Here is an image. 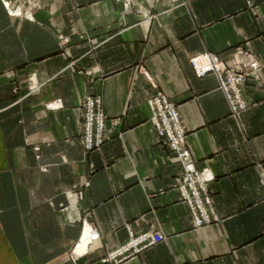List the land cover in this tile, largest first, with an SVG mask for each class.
Returning <instances> with one entry per match:
<instances>
[{
  "label": "crops",
  "instance_id": "crops-1",
  "mask_svg": "<svg viewBox=\"0 0 264 264\" xmlns=\"http://www.w3.org/2000/svg\"><path fill=\"white\" fill-rule=\"evenodd\" d=\"M19 1L0 0V264H104L127 226H161L166 239L120 264H264V69L236 116L217 77L189 61L237 64L249 51L264 67V0L256 15L245 0H134L161 13L153 21L114 0ZM158 91L178 105L197 167L216 176L222 222L194 228L178 200L180 165L149 121ZM96 92L119 123L85 157L79 104Z\"/></svg>",
  "mask_w": 264,
  "mask_h": 264
},
{
  "label": "rangeland",
  "instance_id": "rangeland-1",
  "mask_svg": "<svg viewBox=\"0 0 264 264\" xmlns=\"http://www.w3.org/2000/svg\"><path fill=\"white\" fill-rule=\"evenodd\" d=\"M114 1L121 3V5L123 7V14L124 13H136L142 17L143 21H153L161 15V13H157V12L153 11L151 6L147 7L141 3L135 4L134 0H114ZM245 3H246V8L252 14L256 15L257 9H258L257 2L255 0H245ZM68 42H69V39H64L63 43L67 44ZM207 54L213 55L214 61L218 62V64L215 65V62H214V67H213L214 69L209 70L208 72H206L204 74H200V73H198L197 68H194L192 61H195V59L199 60L200 58L206 59V57H204V56ZM240 54H242V52ZM242 55H243V59L241 60V62H239L237 64H232V63H230V61H224L223 59H221V57L218 54L212 53V52H205V53H202L199 55H195V56L191 57L189 60L192 68L194 69L195 74L198 77L202 78L208 74H214L218 79V88L221 91H223L222 87L220 85L221 83L224 87L227 88L228 91L226 92L224 90L223 93L225 94L226 99L230 105L231 113L233 115H236V116H238V114L248 110L251 106H253V105L249 104V103H252L250 101L251 99H249V97H246V95L244 94V86L250 79H255V80L260 79L262 71L264 69V67L261 66V64H260L259 56L255 55L249 51H246L245 55L244 54H242ZM192 59H194V60H192ZM203 59H201L200 61H202ZM253 61H255L257 66L252 63ZM206 64H207V62H206ZM231 76H233V77H231ZM241 87H242L243 97H245L249 101V103L247 105V104H242L238 100H232V103L234 105L233 106L231 104V101H229V97L230 96L236 97V95H235L237 93L236 90L241 88ZM37 90H39V89H34L32 91H37ZM159 94H163V95L168 97V95L166 93H164L163 91H158L154 95H152L150 98L147 99V104H148V106L150 108V112H151L150 117H149V121L155 130L159 145L161 147H163L164 149H166V151L169 153L170 161L174 160L175 162H177L180 165V171H179L178 175L175 177L174 182L172 183L173 184L172 187L177 192L178 200L185 203L189 207L190 215H191V222H192V225L194 228H201V227H205L207 225L222 222L223 218L218 214L217 211H216V213L219 215V217H215L207 211V206H206L205 202H200L197 204L195 201L196 200V194H197L195 189H199V191L201 193V197H203V195L205 194L204 188L200 186V180H199L200 176L207 179L206 185H207V187H209V189H210L211 183L216 180V176L213 174V172H211V174L214 175V176H212L213 178L210 177V173H209V175H207V174L199 175L198 174L199 170H204V169L210 170V169L209 168L199 169L197 167L196 160L194 159L193 155H192V157H193L195 162H193L192 157H190L189 160L185 159L178 149H174L172 147L171 139L169 137V134H168L167 129H166L164 122H163V112L165 111V109L169 105L167 103H163L160 106L156 102V100H153V99H156ZM90 99L94 100V105H93L94 109L92 110V114L91 115L88 114V117H87L85 115L84 105L86 103V100L88 101ZM152 100L154 101L153 107L151 105ZM170 102L173 103L177 108L176 110L178 111V114H179L180 123L183 126V128L185 129V135L187 137V129H186L185 125L183 124L182 117H181V114L179 111V107L175 102H173L171 100H170ZM79 108H80V118H81V124H80L81 129L79 132V138H80L79 141H80L81 148L83 151V156H85L87 154L85 156V157H87L93 151L100 150L101 147L106 142L110 141V139L113 138L114 134H113L112 130L109 128V122L114 124V125H117L119 122H117V118L109 119V117L106 114V112L103 108V105H102V97L97 92L84 95L80 100ZM99 110H101L105 116V119H103L102 123H100V118L98 115ZM91 116H92V118H91L92 128L90 129L89 128V119ZM86 125H88L87 134H86ZM173 133H174V135H177L178 131L176 129H174ZM187 144H188V141H187ZM188 148H189V146H188ZM33 149H34L36 154H39L40 150H41V146L40 145H34ZM189 150H190V148H189ZM190 152H191V150H190ZM189 162L193 163V165L195 167L194 170H190L188 168ZM41 167L44 168L45 166L41 165ZM262 180L264 183V173L263 172H262ZM90 183L91 182L89 180L84 178L82 181V186L83 187H89ZM210 192H211V189H210ZM263 193H264V188H263ZM79 194H80V192L76 189V193H74V195L78 197ZM68 202L70 205L71 199H70L69 195H68ZM127 229L129 231L128 240L126 242L116 246L115 248L107 251L106 255L101 259L102 263H104V264H120L124 260L131 258L137 254H140L143 251H145L146 249H149V248L157 245L158 243L163 242L166 239V235L163 232L161 226H151L150 228H148V229H146L140 233H135L130 226H127ZM146 234L150 235V237H152V238H154L157 234H161L163 237V240L142 249L140 252H134L135 248L130 249L131 247H129V246L132 245L134 240H136V239L138 240L143 235H146ZM96 236L98 237V234ZM125 247H129L128 249H130V250L125 252V253H122L116 257L114 256L116 252H118L121 248H125ZM72 252H74V250ZM72 259H74V258L72 257Z\"/></svg>",
  "mask_w": 264,
  "mask_h": 264
},
{
  "label": "built area",
  "instance_id": "built-area-1",
  "mask_svg": "<svg viewBox=\"0 0 264 264\" xmlns=\"http://www.w3.org/2000/svg\"><path fill=\"white\" fill-rule=\"evenodd\" d=\"M19 2L22 5H24L25 7H27L30 4L28 2V0H20ZM6 5L9 7L10 3L7 2ZM204 57H206V60H207V64L204 65V66H200L199 65V63L201 62L200 60L203 59V58H200L199 60L195 59V61H192L194 68H197L198 73H200V74H204V73L208 72L209 70L214 69L213 68L214 67V62H215L214 59H213L214 56L211 55V54H207ZM192 60H194V59H192ZM252 63L257 66L255 61H253ZM217 64H218V62H215V65H217ZM231 77H233V76H231ZM220 85H221L223 91L224 90L226 92L228 91L227 88L222 85V83ZM236 91H237V93L235 94L236 97H232V96L229 97V101H231V104L233 105L232 100H238L242 104H247L248 105L249 101L245 97H243L242 87L237 89ZM153 100H156V102L160 106L163 103H167L169 105L165 109V111L163 112V122H164V125H165L166 129H167L169 137L171 139L172 147L174 149H178L181 152L182 156L185 159L189 160L190 157H192V154H191V152H190V150L188 148L187 137L185 135V129L183 128V126L180 123V118H179L178 111L176 110L177 109L176 106L173 103L170 102V100H169V98L167 96H165L163 94H159L158 97L156 99H153ZM153 100L151 101L152 107H153V104H154ZM249 104H251V103H249ZM93 105H94V100H92V99H90L88 101L86 100L84 108H85V115L87 117H88V114L89 115L92 114V110L94 109ZM98 115H99V118H100V123H102L103 119H105V116H104V114L102 113L101 110H99ZM91 118H92V116L89 119V128L90 129L92 128V120H91ZM87 129H88V125H86V134H87ZM174 129H176L178 131L177 135H174V133H173ZM39 156L40 155L37 154V157H39ZM192 159H193V157H192ZM193 162H195L194 159H193ZM188 168L190 170H194L195 169V167H194L192 162L188 163ZM209 173H210V177L213 178L212 176H214V175H212L211 171L208 170V169H204V170H199L198 171L199 175H201V174L209 175ZM199 180H200V186L204 188L205 194L203 195V197H201V193H200L199 189H195V191L197 192L196 200H195L196 203L198 204L200 202H205L206 206H207V211L211 215H213L215 217H219V215L216 213V210H215V207H214L213 198H212L210 189L206 185L207 179H205L202 176H200ZM263 198H264V193H263ZM162 240H163V237H162L161 234H157L154 238H152V237H150V235L146 234V235H143L140 239L134 240L132 245L129 246V247H131L130 249L135 248L134 252H140L142 249H144V248H146V247H148V246H150L152 244H155L157 242H160ZM129 247L121 248L118 252L115 253L114 256L116 257V256H118V255H120L122 253H125V252L129 251L130 250V249H128Z\"/></svg>",
  "mask_w": 264,
  "mask_h": 264
},
{
  "label": "bare ground",
  "instance_id": "bare-ground-1",
  "mask_svg": "<svg viewBox=\"0 0 264 264\" xmlns=\"http://www.w3.org/2000/svg\"><path fill=\"white\" fill-rule=\"evenodd\" d=\"M206 62H207V60L204 59V60H202V61L199 63V65H200V66H204V65H206ZM94 235H95V234H93V233L91 232V229H90V228H87V229L85 230V235L83 236V242H82V244L79 246V248L77 249V251H78V252H81L82 249L85 250L86 247L88 246L89 241H91V240L94 239V238H93ZM92 238H93V239H92ZM77 251H76V252H77Z\"/></svg>",
  "mask_w": 264,
  "mask_h": 264
}]
</instances>
